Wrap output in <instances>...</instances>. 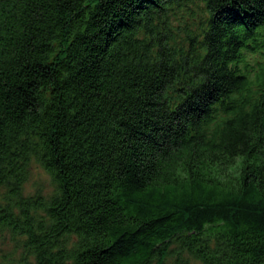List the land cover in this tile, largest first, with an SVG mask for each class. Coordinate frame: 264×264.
<instances>
[{"label":"trees","instance_id":"obj_1","mask_svg":"<svg viewBox=\"0 0 264 264\" xmlns=\"http://www.w3.org/2000/svg\"><path fill=\"white\" fill-rule=\"evenodd\" d=\"M7 237L0 264H264V0H0Z\"/></svg>","mask_w":264,"mask_h":264},{"label":"rangeland","instance_id":"obj_2","mask_svg":"<svg viewBox=\"0 0 264 264\" xmlns=\"http://www.w3.org/2000/svg\"><path fill=\"white\" fill-rule=\"evenodd\" d=\"M54 189L52 178L49 174L41 168L38 164L33 163L30 169V178L25 185L26 195H34L41 193L49 194ZM13 242L10 237L0 239V261L4 255H9L13 252Z\"/></svg>","mask_w":264,"mask_h":264}]
</instances>
